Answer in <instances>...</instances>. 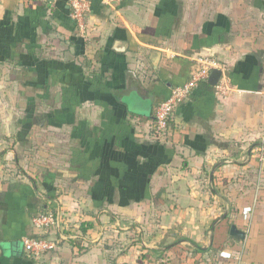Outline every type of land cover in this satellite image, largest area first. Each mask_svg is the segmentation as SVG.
Instances as JSON below:
<instances>
[{
  "label": "crops",
  "instance_id": "0c3cea01",
  "mask_svg": "<svg viewBox=\"0 0 264 264\" xmlns=\"http://www.w3.org/2000/svg\"><path fill=\"white\" fill-rule=\"evenodd\" d=\"M235 8L90 0L83 34L64 0H0V264H35L45 211L70 229L44 264H264V17ZM198 56L234 92L200 84L161 141L154 110Z\"/></svg>",
  "mask_w": 264,
  "mask_h": 264
},
{
  "label": "built area",
  "instance_id": "2783aa9c",
  "mask_svg": "<svg viewBox=\"0 0 264 264\" xmlns=\"http://www.w3.org/2000/svg\"><path fill=\"white\" fill-rule=\"evenodd\" d=\"M68 6L71 20L85 33V21L90 10V0H64ZM102 6L113 7L126 0H98ZM192 70L186 81L179 86L172 87L168 97L160 102L153 113L152 130L155 138L161 141L167 140L170 136V122L174 112L178 107L187 102L194 90L202 83H206L212 70H219V78L214 89V93L219 98L230 97L234 89L226 73L223 63L207 56H198L193 60ZM261 151H263L261 149ZM251 212L245 208L242 212L244 217ZM62 215L56 211H45L31 217L30 224L34 230L40 234L35 236H25L22 238V246L26 259L35 264H44V258L57 250L59 241L64 239L62 236L63 223ZM56 229L60 235L56 234Z\"/></svg>",
  "mask_w": 264,
  "mask_h": 264
},
{
  "label": "rangeland",
  "instance_id": "374dc122",
  "mask_svg": "<svg viewBox=\"0 0 264 264\" xmlns=\"http://www.w3.org/2000/svg\"><path fill=\"white\" fill-rule=\"evenodd\" d=\"M200 1H202L203 5L206 6L207 8H209L211 6L219 7L220 3H221V0H200ZM228 2L231 4V6H233V7L236 6V8H235L236 11L239 9H244L243 11H247L246 13L248 16L245 20V22L247 24L246 27L250 26V22H249L250 18L253 19V21H260L262 19V17H264V7L260 6V7L256 8V6L252 5L251 0H228ZM252 14H253V16H252ZM86 47H87V45H86ZM86 47H84V52L86 51ZM64 224H66V223L63 221V223L60 225V226H63V229L61 230L63 236H65L64 233L65 234L68 233V232H65L66 231L65 229H67V228L70 229V226H69L70 223L66 226ZM66 235H68V234H66ZM69 235H70V233H69ZM60 244H61V242L59 241L58 246H60Z\"/></svg>",
  "mask_w": 264,
  "mask_h": 264
},
{
  "label": "water",
  "instance_id": "95a60500",
  "mask_svg": "<svg viewBox=\"0 0 264 264\" xmlns=\"http://www.w3.org/2000/svg\"><path fill=\"white\" fill-rule=\"evenodd\" d=\"M49 3H53L54 0H44ZM221 77V72L219 70H212L208 79H207V85L209 87H215L219 78ZM229 235L236 241H242L244 239V232L238 230L236 226H231L229 229ZM22 247V243H21Z\"/></svg>",
  "mask_w": 264,
  "mask_h": 264
},
{
  "label": "trees",
  "instance_id": "16d2710c",
  "mask_svg": "<svg viewBox=\"0 0 264 264\" xmlns=\"http://www.w3.org/2000/svg\"><path fill=\"white\" fill-rule=\"evenodd\" d=\"M2 154H4V152H3V153H1V154H0V156H1Z\"/></svg>",
  "mask_w": 264,
  "mask_h": 264
}]
</instances>
